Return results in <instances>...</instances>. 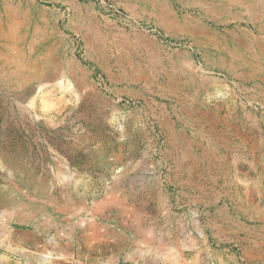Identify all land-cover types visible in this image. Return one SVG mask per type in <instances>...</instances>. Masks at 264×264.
<instances>
[{"label":"rangeland","instance_id":"1","mask_svg":"<svg viewBox=\"0 0 264 264\" xmlns=\"http://www.w3.org/2000/svg\"><path fill=\"white\" fill-rule=\"evenodd\" d=\"M261 1L0 0V264H264Z\"/></svg>","mask_w":264,"mask_h":264},{"label":"crops","instance_id":"2","mask_svg":"<svg viewBox=\"0 0 264 264\" xmlns=\"http://www.w3.org/2000/svg\"><path fill=\"white\" fill-rule=\"evenodd\" d=\"M215 87H216V85H215ZM201 115H203V116H201ZM204 115H205V112H200L199 114L194 116V118H196V119H200V118L204 119L205 118L204 120H210L207 115L206 116H204ZM192 118L193 117H189L188 120L193 121ZM183 141H188L189 145H198L200 143L198 140L194 139V137H191L190 140H183L180 138H175L173 140V138H170V144H179V143L182 144ZM190 154H191V152H190ZM195 154L196 153L191 154V155L194 156ZM191 159L199 160V158H195V157H193V158L191 157ZM193 160H191L192 163H193ZM193 164H194V166H192V167H193L194 171L191 172L189 174V176H191L192 178L193 177L196 178L197 181L192 182L194 185H192V183L189 184V187L187 189H189V191H193V190L199 191V190H201V183H204L203 181H201L199 179L204 176V172H203V168H200V166H197L195 163H193ZM263 188L258 187V188H255V190H246L244 192L246 199L249 200L251 203L258 201L257 202V208L258 209L264 208V200L262 199V197H260L261 194L264 192ZM239 198H241V197L239 196ZM237 204H238L237 209H236L237 213L240 215V217L246 218L248 216L249 208H241L239 206V203H236V205ZM259 217H260V215H259ZM261 219H264V218H261Z\"/></svg>","mask_w":264,"mask_h":264},{"label":"bare ground","instance_id":"3","mask_svg":"<svg viewBox=\"0 0 264 264\" xmlns=\"http://www.w3.org/2000/svg\"><path fill=\"white\" fill-rule=\"evenodd\" d=\"M223 1V0H222ZM230 1V0H229ZM239 2V4H241V5H243L244 6V8L246 9V11H248V12H250L251 13V15H253V16H255V14L258 12V11H256L255 10V8H256V6H259L261 3H262V1L261 0H238ZM227 2V1H226ZM225 2V3H226ZM223 3V2H222ZM224 4V3H223ZM231 4V3H230ZM235 5V4H234ZM262 5V4H261ZM264 6V5H263ZM263 6H260V7H263ZM235 7V6H234ZM237 7H238V5H237ZM239 9V8H238ZM243 9V8H242ZM241 9V10H242ZM260 11H262V10H260ZM244 12V11H243ZM247 12V13H248ZM252 16V17H253ZM262 18V17H261ZM250 19V18H249ZM0 24H2V23H0ZM3 25V24H2ZM8 25H9V23H8ZM13 25V24H12ZM7 29V28H6ZM3 30V29H2ZM10 30H11V28H10ZM4 31V30H3ZM12 31H13V29H12ZM1 32V31H0ZM10 32V31H9ZM8 32V33H9ZM3 33V32H2ZM2 33H0V34H2ZM4 34V33H3ZM14 34V32L12 33V35ZM12 35H10L9 34V36L11 37ZM7 36V35H6ZM8 36V37H9ZM2 37V36H1ZM3 37H4V35H3ZM7 38V37H6ZM5 37H4V39H6ZM10 39V38H9ZM6 42V41H5ZM12 42V41H11ZM9 43V42H8ZM21 64V63H20ZM70 64V63H69ZM72 64H73V62H72ZM244 64V63H243ZM70 66V65H69ZM71 67V66H70ZM15 69H19V68H15ZM14 70V69H13ZM38 71V70H37ZM15 72V71H14ZM11 73V72H10ZM9 73V74H10ZM16 73V72H15ZM41 73V72H40ZM13 74V73H12ZM18 75L20 74V73H17ZM23 74V73H22ZM34 74V73H33ZM39 74V73H38ZM40 75V74H39ZM15 76V75H14ZM28 76V75H27ZM29 77V76H28ZM30 78H31V74H30ZM34 78V77H33ZM33 78H31V79H33ZM28 79V78H27ZM30 79V80H31ZM215 90H216V94H223L224 92H226L227 90H226V87L225 86H217V87H215ZM264 189V188H263Z\"/></svg>","mask_w":264,"mask_h":264}]
</instances>
